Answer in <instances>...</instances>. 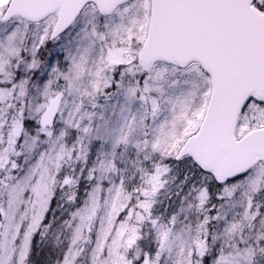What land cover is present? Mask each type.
<instances>
[{
    "label": "snow or ice",
    "instance_id": "1",
    "mask_svg": "<svg viewBox=\"0 0 264 264\" xmlns=\"http://www.w3.org/2000/svg\"><path fill=\"white\" fill-rule=\"evenodd\" d=\"M0 264H264V0H0Z\"/></svg>",
    "mask_w": 264,
    "mask_h": 264
}]
</instances>
